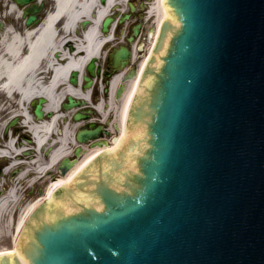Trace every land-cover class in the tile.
Instances as JSON below:
<instances>
[{
  "label": "water",
  "instance_id": "obj_1",
  "mask_svg": "<svg viewBox=\"0 0 264 264\" xmlns=\"http://www.w3.org/2000/svg\"><path fill=\"white\" fill-rule=\"evenodd\" d=\"M164 3L125 136L51 186L0 264H264V0Z\"/></svg>",
  "mask_w": 264,
  "mask_h": 264
},
{
  "label": "bare ground",
  "instance_id": "obj_2",
  "mask_svg": "<svg viewBox=\"0 0 264 264\" xmlns=\"http://www.w3.org/2000/svg\"><path fill=\"white\" fill-rule=\"evenodd\" d=\"M46 1H50L53 5L50 14L36 25H27L22 12L23 6L15 0H0V20L10 19L7 26L0 30V94L10 100V105L2 107L1 112H6L15 106L18 110L17 115L28 125L29 132L38 138L39 142H43L45 137L55 131L63 115L59 110V101L68 95L85 99L87 104L94 108L97 117L92 118L94 121L97 119L104 121L113 111L114 120L118 122L125 120L126 108L134 92L133 83H130L121 101L116 103L108 94L106 97L100 93V96H95L93 99L94 90L83 88L82 78L89 62L104 58L105 48H102V45L116 40L114 34L117 27L104 32L101 29V20L118 6L125 5L127 0H105L104 3L100 0ZM150 12L159 24L165 16L161 0L152 3ZM84 21L88 22L86 27L81 26ZM74 70L80 73V82L76 85L68 81L70 73ZM118 81L119 75L111 80L112 94ZM37 94L46 95L49 99L47 107L56 111L52 118L40 121L39 124L33 122L28 107L32 97ZM63 129V133L56 136L59 147L51 151L48 164L36 160L38 173L50 170L59 158L68 153L70 143L75 142L72 138L74 130L72 124L67 123ZM98 148L90 150L76 167L55 182H67L70 174L80 163ZM23 149L16 147L12 138L5 148H0V157L11 156ZM16 163L19 161H13L11 165ZM28 174L30 171L27 169L21 176L19 175V178H24ZM54 183L49 186L48 192ZM17 191V186L14 185L0 198V213L6 211L10 201H13L12 207H14ZM35 204L29 207L27 214ZM27 214L18 220L17 230L23 225Z\"/></svg>",
  "mask_w": 264,
  "mask_h": 264
},
{
  "label": "flooded vegetation",
  "instance_id": "obj_3",
  "mask_svg": "<svg viewBox=\"0 0 264 264\" xmlns=\"http://www.w3.org/2000/svg\"><path fill=\"white\" fill-rule=\"evenodd\" d=\"M132 1L135 4L136 9L134 11H130V5L127 2L130 13L129 17L119 23V28L117 30V36L120 38L121 42L108 45L107 63L103 67H101L99 66V63L96 61V73L92 76V89H101L102 95L104 94L106 95V97L107 94L108 96L110 95L116 103L120 102L122 99V97L120 96L119 98L117 97L118 88L120 87V85L124 83V89H128V86L130 85V79H126L125 81H123L124 78L130 74H133L134 71L136 72L138 71L139 67L145 61L148 53L150 52L151 43H152L151 31H152V25L154 23V18H151V14L149 11H150L151 2L153 0H132ZM100 2L104 3L105 0H100ZM40 3L42 4V9L38 15V18L41 19L44 16L45 11H47L48 9H52L53 5L51 2L46 0H41ZM120 16H122V14L119 16L118 14L114 15V17L117 18V20L120 18ZM136 26H138L139 28V33L137 34V36L133 41H129L128 38L133 34V29ZM121 47H126L130 51V57L126 60L127 66H125L123 70H119L115 68L110 58L112 51ZM72 72L70 74H72ZM85 72L88 73L87 67L85 68ZM116 75H119V81L112 94V92H110V83L112 78ZM68 81L69 83L72 84L70 80V75L68 77ZM82 87L83 88L85 87L84 82L82 84ZM42 96L46 97L45 95L37 94L34 95L32 98L33 122H35L36 124H39L40 121H43L39 119L37 114L35 113L36 104L39 102V99ZM66 102H68V96H65L64 99H61L59 101L58 104L59 110L63 115L58 121V125L55 131L49 137H47L43 142H39L38 138L34 137L31 143V150H23L21 152L20 159L23 160L28 159L35 162L37 160L38 162L41 161L42 164H48V162L50 161V154H51L49 153V150H54L55 147H57L56 136L62 133V130L67 123L72 124V129L76 131L80 128H86V127L87 128L100 127V133L103 134V137H101L96 142L107 141L111 143L115 140V138L117 137V133L115 134V131L117 132L118 130L117 127L119 122H117V120H114L113 113L111 117H108L104 121H98V120L94 121L92 120L94 111L88 108L89 105H87L86 108L83 107V111L88 113L89 118L85 119L81 123V125L77 126L76 124L77 121L75 120V114L77 111L69 112V109L65 108L64 106ZM45 104H48V102H45ZM55 113L56 111L54 109L46 107L44 113L45 114L44 120L52 118ZM93 144L94 141L88 142L86 144L87 149H90ZM51 145H55L53 149H50ZM69 147H72L73 150H77L78 145L70 143ZM82 150H84V148H82ZM0 164L2 163L0 162ZM12 172L14 173L15 169L12 170ZM12 172L11 174H9L6 183L0 188V192L6 191L7 188L9 187L10 179H12V175H13ZM58 173L59 171L57 170V174ZM42 175L44 174H41L40 176ZM30 176L33 175L30 174ZM54 178H55V173L50 172L49 174L44 176L41 185H34L35 187L27 188L26 192L22 195L23 201L35 197L39 192L43 190L45 183H47L50 179H54ZM24 181L20 185L24 186L25 183Z\"/></svg>",
  "mask_w": 264,
  "mask_h": 264
},
{
  "label": "rangeland",
  "instance_id": "obj_4",
  "mask_svg": "<svg viewBox=\"0 0 264 264\" xmlns=\"http://www.w3.org/2000/svg\"><path fill=\"white\" fill-rule=\"evenodd\" d=\"M122 7H123V5H122ZM2 20L5 21L6 26L10 22L9 18L8 19L2 18ZM117 40H119V37L117 38ZM115 42H113V43H115ZM107 56H108V51L105 55V58L103 60L99 61V66L103 67L107 63ZM100 92H102L101 89H100ZM100 92H99V94H100ZM9 105H10L9 98L7 96H3L0 94V148H5L6 144L12 138H14L15 146L21 147L22 144L18 143V140H20L22 134H25V133H26V137L31 138V133L27 130V127L24 126L23 123L21 122V119L17 115L18 110L15 106L11 107L6 112H1L2 107H5V106L7 107ZM111 116H112V113L110 114V117ZM13 119L17 120L16 124L13 127H15L18 130V132L14 133L11 131L12 134L11 135L9 134L8 136H6L5 132L8 128V124ZM17 133H19L21 135H19V137H18ZM25 145H28L29 147L31 146L30 144H25ZM89 151L90 150H86V152L84 151L85 152L84 156ZM8 161H9V159L7 160V163H8ZM3 162H6V160H4ZM28 165H29L28 167L30 168V170H34V171H31L33 173V176H28L27 178L21 179L20 181L17 182V184H18L17 193H19V190H21V191L24 190L30 184V182H32L33 180H37L39 177L38 176L39 173L37 171L35 172V170H36L35 163L29 162ZM58 177H60V176H58ZM1 181H2V178L0 177V182ZM23 181L25 182L24 186L20 185ZM14 182H16V180H14ZM38 182H42L41 178L39 179V181H37V183ZM49 186H46L44 193H43V191H41L34 198H31L30 200H28L27 202H24V203L21 202V204L17 205L18 209H16V212L13 215V217H14L13 221L10 220V217H11L12 213L14 212V207H12L13 201H10V204L8 205V208L6 209V211L3 210L0 213V250L11 249L13 247L14 237H15L16 232H17L18 220L20 219L21 216H24L25 214H27L29 207L32 204H34L37 200L42 199V198H46ZM21 206H22V209L20 210Z\"/></svg>",
  "mask_w": 264,
  "mask_h": 264
}]
</instances>
